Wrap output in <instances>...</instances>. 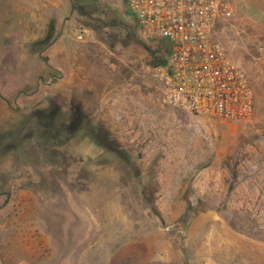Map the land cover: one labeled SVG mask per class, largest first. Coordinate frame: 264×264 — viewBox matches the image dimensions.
Listing matches in <instances>:
<instances>
[{"label": "rangeland", "instance_id": "rangeland-1", "mask_svg": "<svg viewBox=\"0 0 264 264\" xmlns=\"http://www.w3.org/2000/svg\"><path fill=\"white\" fill-rule=\"evenodd\" d=\"M214 34L249 75V119L167 105L168 41L126 0H0L4 255L48 234L80 264H264V0H229Z\"/></svg>", "mask_w": 264, "mask_h": 264}, {"label": "built area", "instance_id": "built-area-1", "mask_svg": "<svg viewBox=\"0 0 264 264\" xmlns=\"http://www.w3.org/2000/svg\"><path fill=\"white\" fill-rule=\"evenodd\" d=\"M127 2L145 36L168 41L165 62L152 68L167 105L230 121L252 116L255 94L249 75L214 34L229 0Z\"/></svg>", "mask_w": 264, "mask_h": 264}, {"label": "crops", "instance_id": "crops-1", "mask_svg": "<svg viewBox=\"0 0 264 264\" xmlns=\"http://www.w3.org/2000/svg\"><path fill=\"white\" fill-rule=\"evenodd\" d=\"M53 235H48L44 236V240L40 241V249H45V250H40V251H34L30 252L28 251V248L24 250L23 253H20L17 251V245H16V239L13 241V238L9 239V251H8V256L4 255L6 244H2L0 242V264H80L78 260L75 259V250H72V253L70 256L66 258V255L61 249H55L54 244L52 243L55 239L53 238ZM64 236L61 235V240H63ZM15 243V245H14ZM15 247V250L12 249V247ZM63 249V248H62ZM38 253V254H37ZM72 256V259L69 258ZM78 256V255H77ZM114 254H111L109 256L108 262H113ZM120 261L123 262L122 264H131L132 262L130 259H124V258H119ZM76 262V263H75ZM129 262V263H127ZM118 264V263H117Z\"/></svg>", "mask_w": 264, "mask_h": 264}, {"label": "trees", "instance_id": "trees-1", "mask_svg": "<svg viewBox=\"0 0 264 264\" xmlns=\"http://www.w3.org/2000/svg\"><path fill=\"white\" fill-rule=\"evenodd\" d=\"M127 1V0H126ZM127 4H128V2H127ZM129 7V6H128ZM129 13L133 16V18L135 19V21H136V18H135V14L130 10V8H129ZM126 16V15H125ZM115 19V18H114ZM115 21H118L117 19H115ZM118 22H120V21H118ZM123 22H127V20H125V21H123ZM123 22H120V23H123ZM136 23H137V21H136ZM138 24V23H137ZM167 44V43H166ZM167 47H168V44H167ZM168 52H169V47H168ZM168 54V53H167ZM165 62V60H163V61H161V63L160 64H163Z\"/></svg>", "mask_w": 264, "mask_h": 264}]
</instances>
